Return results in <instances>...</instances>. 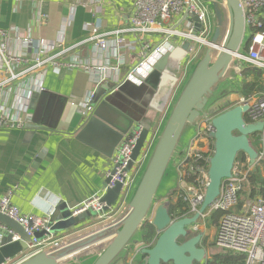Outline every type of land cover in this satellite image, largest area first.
I'll return each mask as SVG.
<instances>
[{"label": "water", "instance_id": "1", "mask_svg": "<svg viewBox=\"0 0 264 264\" xmlns=\"http://www.w3.org/2000/svg\"><path fill=\"white\" fill-rule=\"evenodd\" d=\"M201 1L209 11L212 24L207 44L176 91L147 157L120 207L108 219L83 229L81 227L91 213L85 211L72 216L65 203H58L51 211L48 231L35 232L33 238L40 241L49 234L75 231L12 264H126V253L141 244V228L147 221L155 227L157 237L151 245L140 250L146 257L145 264H195L203 260L206 251L199 245L202 232L182 242L179 238L187 236L188 226L196 223L216 199L222 182L231 176L239 153L247 155L251 165L255 163L256 149L250 142V136L261 131L264 122H246L244 114L248 106L238 103L244 97L241 71L245 64L242 56L249 40L243 5L240 0ZM191 20L199 29L198 18L192 16ZM186 48L187 43H184L182 49ZM169 58L170 53L164 54L154 65V72L163 74ZM45 90L33 95L30 105L33 100L37 102ZM112 90L115 89L110 86ZM107 96L105 94L97 100L90 115L84 116V121L74 131L79 139L97 135L101 143L110 144L118 142L125 133L134 129L132 121L117 110ZM32 108L29 107L30 110ZM208 118L213 128L210 132L213 151L203 201L193 215L172 218L168 203L161 199L176 187L179 156L187 151L196 135V127ZM60 122L58 119L54 129L65 132L67 123ZM31 123L27 127L43 124L38 120L33 122V118ZM149 129L148 124L142 126L126 171L130 170L141 150ZM120 188L121 184L116 183L106 189L101 198L106 206L116 205ZM0 224L18 236L12 240V233L5 232L0 240V264H9L24 253L31 237L18 222L1 212Z\"/></svg>", "mask_w": 264, "mask_h": 264}, {"label": "built area", "instance_id": "2", "mask_svg": "<svg viewBox=\"0 0 264 264\" xmlns=\"http://www.w3.org/2000/svg\"><path fill=\"white\" fill-rule=\"evenodd\" d=\"M240 3L245 9L249 29V40L242 59L245 67L260 69L264 77V0H240ZM192 16L198 18L199 29L195 28ZM211 29L209 11L201 0H133V9L128 16L127 25L111 31H101L99 25H91L84 40L68 46L65 45L64 38L38 41L29 35L17 33L16 29L11 31L0 28V128H27L32 118L28 104L33 89L40 92L44 87L41 78H36V81L30 84L25 83L24 86L21 81L38 71L42 77L47 66H51L52 70L58 73L64 69H80L88 73L90 89L71 102L86 116L94 108L96 93L102 82L112 80L115 85L110 86L114 89L125 81L142 84L164 54L173 52L176 46H182L184 43H187L185 51L188 63L192 58L195 59L207 44ZM125 34L130 35L131 40H128ZM91 42L105 52L110 53L112 50L113 60L110 61V54L105 57L103 64L82 60L79 55L68 58L75 49ZM137 47L140 48L139 57L134 63L127 65L126 55ZM125 65L126 70L120 75V70ZM11 94L12 104L7 107L6 103ZM238 103L248 106L244 114L246 122H264V93L256 92L248 97L244 96ZM141 130L142 125H138L120 142L113 156V166L106 173V185L100 192L72 207L65 203L72 216L85 211L91 213L81 228L89 227L94 220L108 219L125 200L154 138L153 131L149 129L141 150L130 170L126 171ZM212 130L210 118L202 121L187 151L179 156L176 188L177 196L181 198L187 211L184 216L197 212L204 198L208 183L207 169L213 151L210 137ZM252 136L256 141L255 163L251 165L245 154L244 158L237 156L231 176L222 182L218 196L200 220L205 225V221L210 219L213 212L222 211L214 236L215 246L242 255V264H264V196L259 192L250 196L249 190L246 196L242 195L245 184L248 185L251 169L264 159V126ZM190 158L192 162H188ZM116 183L121 184L118 205L108 207L101 198L106 189L112 188ZM11 195L12 191L8 190L0 197V212L18 222L31 237L28 248L17 260L55 242L69 232L49 234L43 240H35V232L48 231L52 209L40 216L21 213L11 202ZM0 229L12 233V240L18 238L6 226L0 224ZM192 230L197 231L198 225L192 227Z\"/></svg>", "mask_w": 264, "mask_h": 264}, {"label": "crops", "instance_id": "3", "mask_svg": "<svg viewBox=\"0 0 264 264\" xmlns=\"http://www.w3.org/2000/svg\"><path fill=\"white\" fill-rule=\"evenodd\" d=\"M132 9L133 0H0V28L11 31L16 29L17 33L29 35L38 41L64 38L68 46L84 40L91 25H99L101 31L121 29L127 25ZM125 35L131 40L130 35ZM130 52L126 55L127 65L136 61L140 48ZM112 53V50L110 53L105 52L91 42L75 49L68 58L79 55L82 60L103 64L105 57L109 54L111 57ZM127 65L121 68L120 75L125 72ZM170 67L169 58L163 74L153 71L142 84L125 81L112 91L110 85L115 84L112 80H106L98 87L94 105L101 96L107 94L106 98L132 121L134 128L148 124L155 138L177 91H174L172 84L167 97L164 96L162 104L157 106L160 83L166 74L171 73V77L174 75V67ZM39 72L31 74L21 83L23 86L25 83H33L36 78L43 81L46 92L37 102L33 100L30 105V99L28 104V107H33L29 109L33 114V122L38 120L43 124L38 126L35 123L37 126L33 124L24 129L0 128V197L11 190V202L21 213L40 216L58 203L63 202L62 205L66 203L72 207L100 192L106 182V173L113 166L117 147L133 129L118 142L110 144L101 143L97 135L85 140L79 139L74 131L85 118L71 102L90 89L88 73L80 69H64L58 73L51 66L44 68L42 77ZM37 93L33 89L31 97ZM12 97L11 94L7 107L12 104ZM70 110L73 113L70 114ZM58 119L61 124L67 123L65 132L54 129ZM250 142L256 146L253 136ZM177 184L178 177L176 187ZM248 185L245 184L243 196L248 194ZM72 232L63 234L58 240ZM4 233L0 229V240ZM145 246L141 243L132 247L133 250L129 249L125 256L126 264H130L134 258L138 260V254ZM139 264H145V260Z\"/></svg>", "mask_w": 264, "mask_h": 264}, {"label": "trees", "instance_id": "4", "mask_svg": "<svg viewBox=\"0 0 264 264\" xmlns=\"http://www.w3.org/2000/svg\"><path fill=\"white\" fill-rule=\"evenodd\" d=\"M264 31V26H263ZM172 72V71H171ZM262 71L260 69L254 67H245L241 71V83H242V94L245 97L256 93L262 92L264 93V77H262ZM171 76V73L168 77ZM167 77L165 76L160 83L158 93H157V106L162 104V99L164 96L167 97L169 92L171 91V87L173 84V79L169 77L166 81ZM244 158L242 153L238 154V158ZM188 162H192V158L188 160ZM263 168V169H261ZM264 159L259 164L255 165L254 168L251 169L250 175L248 177V189L250 196L254 195L256 192H259L261 195L264 196ZM243 193V192H242ZM165 201L168 203V211L172 218H179L183 217L186 214V209L184 208V204L181 201V198L177 196V189L171 190L168 195L165 197ZM177 210H179L177 212ZM222 215V211L213 212L210 216V221L212 225H214L217 229L220 216ZM142 231V244L143 245H151L155 238L157 237V232L153 224L149 221L145 222L141 228ZM195 234V232H188L187 236L184 237L188 238ZM183 240V237L179 238V242ZM211 245H215L214 240L210 241ZM139 259L134 260L130 264H139L140 262L145 260V255L139 253ZM136 255V256H138ZM135 256V257H136ZM244 262V258L242 255L228 251L219 249L216 250L212 255L205 260V264H242ZM163 264V263H162ZM172 264V263H167ZM195 264H202L200 262H196Z\"/></svg>", "mask_w": 264, "mask_h": 264}, {"label": "rangeland", "instance_id": "5", "mask_svg": "<svg viewBox=\"0 0 264 264\" xmlns=\"http://www.w3.org/2000/svg\"><path fill=\"white\" fill-rule=\"evenodd\" d=\"M203 49H204V47L200 50L197 57L195 55L196 58L195 59L192 58L188 63H186L187 62L186 51H184L180 46H176V48L173 50V52L170 55L171 67L169 69H172V66L174 67V75L172 77L171 76H169V77H171L173 79L174 91L176 89L178 90L182 81L185 79L186 75L189 73V70L191 69L193 63L198 59V57H200L202 55ZM181 62H182V64H181ZM155 73L158 74L157 72H155ZM165 76L167 77L166 81H170V80H168L169 79L168 75L166 74ZM101 86L99 89H101ZM174 91H173V93H174ZM72 110L74 111V109H72ZM72 110H70V114L73 113ZM168 193H167V195H168ZM165 197L161 200L164 201ZM117 205H118V202L116 203L115 206H117ZM94 221L95 222H92L90 224V226H93L94 224H97V223L101 222L102 220L98 219V220H94ZM205 222L206 223L204 225L203 221H201L199 219L193 225L188 226V230L191 231L192 227L198 225V231L202 232V234H203L200 245H201V247H203L205 249L206 253H205L203 260L200 262L202 264H205V260L208 259L212 255V253H214L216 250H219V248L217 246H215L214 244L213 245L210 244V241L214 240V236L216 233V227L214 225H212L210 219H208ZM70 231L72 232V230H70ZM185 239H187V238H185ZM185 239L183 238L182 241H184ZM56 241H58V240H56ZM182 241H180V242H182ZM132 250H133V248H132ZM130 259L131 258L129 257L128 260H130ZM16 260L17 259H13L11 262H9V264H12V262H15Z\"/></svg>", "mask_w": 264, "mask_h": 264}, {"label": "flooded vegetation", "instance_id": "6", "mask_svg": "<svg viewBox=\"0 0 264 264\" xmlns=\"http://www.w3.org/2000/svg\"><path fill=\"white\" fill-rule=\"evenodd\" d=\"M189 232H191V231L189 230ZM192 232H193V233L195 232V234H196L197 232H200V231H198V230H197V231H193V230H192ZM193 235H194V234H193ZM193 235H192V236H193ZM200 242H201V240H200ZM199 245H200V243H199Z\"/></svg>", "mask_w": 264, "mask_h": 264}]
</instances>
